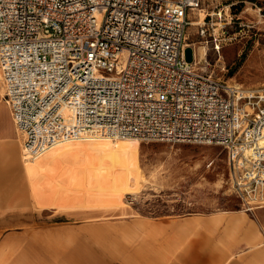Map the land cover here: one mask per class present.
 Segmentation results:
<instances>
[{"label": "built area", "instance_id": "built-area-1", "mask_svg": "<svg viewBox=\"0 0 264 264\" xmlns=\"http://www.w3.org/2000/svg\"><path fill=\"white\" fill-rule=\"evenodd\" d=\"M203 1L0 0L1 90L24 155L90 130L219 145L232 191L264 205V87L234 86L196 59L185 30ZM197 33L210 35L204 21ZM222 40L204 43L218 55Z\"/></svg>", "mask_w": 264, "mask_h": 264}, {"label": "rangeland", "instance_id": "rangeland-1", "mask_svg": "<svg viewBox=\"0 0 264 264\" xmlns=\"http://www.w3.org/2000/svg\"><path fill=\"white\" fill-rule=\"evenodd\" d=\"M201 9L210 35H198L199 23L185 30L186 42L206 47L200 64L227 83L264 87V0H204ZM212 34L223 38L218 55L204 43ZM183 57L192 59L191 47ZM232 190L219 145L92 135L24 157L13 128L0 140V264L14 256L13 264H104L114 241L131 254L112 255L144 264L146 258L137 259L142 245L152 244L153 253L161 248L163 230L153 222L215 213L226 222V211L251 205ZM247 216L264 232V207ZM109 220L119 227L103 223Z\"/></svg>", "mask_w": 264, "mask_h": 264}, {"label": "crops", "instance_id": "crops-1", "mask_svg": "<svg viewBox=\"0 0 264 264\" xmlns=\"http://www.w3.org/2000/svg\"><path fill=\"white\" fill-rule=\"evenodd\" d=\"M12 126L10 109L0 92V140L12 136L14 128ZM255 207L263 208L264 205L226 211L229 214L225 218L226 222L222 219L224 215L222 214L221 218L218 213L207 217L187 216L183 219L153 222L152 224L155 223L153 228H157L160 224L163 230L160 237L161 248L153 253L150 250L156 251V249L152 244L151 247L142 245L140 247L142 256L136 257L146 258L144 264H264V232L261 227H251L250 222L246 220L248 211ZM103 223L112 225L116 223L115 227H119L118 221L109 220ZM222 224L224 228L221 227ZM24 243L28 246V242ZM126 250L120 243L114 241L113 246H108V256L104 257L106 261L104 264H137L131 258H126L123 262L112 255V252L122 251H124L122 254H131ZM3 259L4 257L1 260ZM18 259V256H14L8 261L4 260V264H13ZM45 260L48 262L47 259ZM53 260L51 256L50 262ZM40 263L42 264V260L31 263L25 261L20 264Z\"/></svg>", "mask_w": 264, "mask_h": 264}, {"label": "bare ground", "instance_id": "bare-ground-1", "mask_svg": "<svg viewBox=\"0 0 264 264\" xmlns=\"http://www.w3.org/2000/svg\"><path fill=\"white\" fill-rule=\"evenodd\" d=\"M197 11H198V13H197V14H198L197 19H196V20H190V22H189L190 25L198 24V23H200L201 20L203 19L204 14L201 12L202 9H201V8H200V9H197ZM186 39H187V36H186ZM185 43H187L186 40H185ZM194 49H195V57H196V59L199 61V55H205V54H206V47H205V46H198V47L195 46ZM0 86H1V79H0ZM234 86H236V85L234 84ZM14 128H15L16 133H19V134H20V137H21V152H22V156H24V157H33L34 155H33V156L26 155V154L24 155V152H23V149H22V144H23L22 131H21L19 128H17V127L15 126V124H14ZM92 135H97V136H102V137H104V138H109V137H105V136H103V134L100 133V132H96V131H92V130H90V131H88V132L82 134L80 137H77V138H70V139H68V140H63V141H61V142H58V143H56L55 145L48 147L47 149H45L44 152H42V153H40V154L46 153L48 150L52 149L53 147L61 146V145H64V144H66V143H68V142H70V141L78 140V139H82V138H86V137H89V136H92ZM110 139H112V140H116V141H117V140H137V138H135V137H118V138H110ZM256 144H258V145H260V146H264V131H263L262 136H260V137L258 138ZM15 146H17V144H16V145H15V144H14V145H11L10 147H11L12 149H14ZM9 149H10V148H9ZM252 150H253V147H252V146L247 147V148L244 150V154H249V153L252 152ZM40 154H35V155H40ZM113 165H114V160L112 159V161H111V160L109 161V164H108V167L106 168V170H107L108 172L111 171V170L113 169ZM105 188H108V187H105ZM105 188H104V189H105ZM113 202L115 203V201H113ZM113 202H112V204H113Z\"/></svg>", "mask_w": 264, "mask_h": 264}]
</instances>
